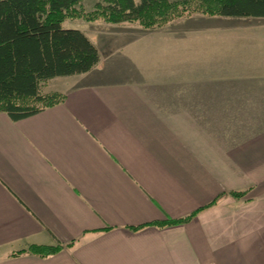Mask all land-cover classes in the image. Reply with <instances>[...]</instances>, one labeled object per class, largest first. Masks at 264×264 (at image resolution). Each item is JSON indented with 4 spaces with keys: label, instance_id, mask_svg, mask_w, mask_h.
Masks as SVG:
<instances>
[{
    "label": "crops",
    "instance_id": "1",
    "mask_svg": "<svg viewBox=\"0 0 264 264\" xmlns=\"http://www.w3.org/2000/svg\"><path fill=\"white\" fill-rule=\"evenodd\" d=\"M231 18L82 27L100 64L0 114V264H264V18Z\"/></svg>",
    "mask_w": 264,
    "mask_h": 264
},
{
    "label": "trees",
    "instance_id": "2",
    "mask_svg": "<svg viewBox=\"0 0 264 264\" xmlns=\"http://www.w3.org/2000/svg\"><path fill=\"white\" fill-rule=\"evenodd\" d=\"M82 2L0 0V114L18 122L59 105L65 101V95L46 92L47 83L56 78L88 73L100 64L97 46L83 31L65 28L68 21L137 23L145 29H153L194 13L264 18V0H101L92 12L87 11ZM245 194L231 193L236 198ZM218 201L219 198L206 208ZM199 212L159 226L188 223ZM71 246L73 243L31 246L12 256L47 257Z\"/></svg>",
    "mask_w": 264,
    "mask_h": 264
},
{
    "label": "rangeland",
    "instance_id": "3",
    "mask_svg": "<svg viewBox=\"0 0 264 264\" xmlns=\"http://www.w3.org/2000/svg\"><path fill=\"white\" fill-rule=\"evenodd\" d=\"M101 0H83V6L85 7V9L89 12H92L95 9V6L97 5V3H99ZM137 2H139V0H137ZM231 19H236V20H241L239 18H231ZM247 19V18H245ZM246 21V20H245ZM260 23H256V22H241L240 23V27L242 26L243 29H251V31H260L263 32L262 29H255V28H261L264 27V22L259 21ZM91 23H94V25H92ZM104 23H106L103 20H99L96 22H87V21H83V20H71L65 23L64 27L65 28H74V29H78L81 30V28L83 27L84 29H86V31L89 32V34L93 37L96 38L98 40V42H100V45H103V38L106 36H103V32L101 30V26L104 25ZM73 26V27H72ZM76 26V27H75ZM238 28V25H236ZM259 26V27H258ZM249 31V30H248ZM96 40V41H97ZM198 39H196L195 41V45L198 46L199 44V50H202L203 52H205V48H212L215 46H218L215 41L210 42V41H206V38L200 41H197ZM103 52H106V49H103ZM62 80H58V78H56V80H51L47 83V85L45 86V91L46 92H59L63 90V83L61 82Z\"/></svg>",
    "mask_w": 264,
    "mask_h": 264
}]
</instances>
